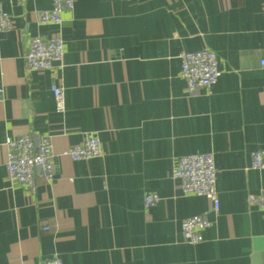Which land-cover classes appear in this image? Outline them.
<instances>
[{
    "label": "crops",
    "instance_id": "1",
    "mask_svg": "<svg viewBox=\"0 0 264 264\" xmlns=\"http://www.w3.org/2000/svg\"><path fill=\"white\" fill-rule=\"evenodd\" d=\"M0 2L13 21L0 32V264H264V206L250 201L264 192L251 168L264 150V0H77L59 27L38 19L51 0ZM57 33L63 65L28 68L31 39ZM204 47L221 75L192 94L180 54ZM25 134L51 136L57 153L95 134L104 152L55 157L54 180L32 193L5 168L7 138ZM200 152L215 156L219 211L172 175ZM193 215L212 222L198 244L181 230Z\"/></svg>",
    "mask_w": 264,
    "mask_h": 264
},
{
    "label": "built area",
    "instance_id": "2",
    "mask_svg": "<svg viewBox=\"0 0 264 264\" xmlns=\"http://www.w3.org/2000/svg\"><path fill=\"white\" fill-rule=\"evenodd\" d=\"M52 6L39 12L40 23L61 26L63 14L72 11L77 0H51ZM12 16L4 9L0 2V32L12 28ZM65 50L64 39L60 33L49 38L35 36L31 39L25 53L28 68L33 70H52L62 66ZM181 76L185 79L187 90L196 93L203 88L210 89L218 81L221 70L216 52L208 47L200 50L185 51L180 54ZM264 66V58L260 60ZM52 92L58 112L65 111L64 88L57 83L52 84ZM7 157L5 168L12 182H19L25 188L35 193L37 179L43 178L52 182L55 178L54 158L68 156L72 160H89L101 156L104 152L100 138L95 134H88L85 140L74 146H69L61 152H55L51 136H32L25 134L15 138H7L5 142ZM251 168L264 169V150L253 152ZM217 166L213 152L191 153L179 157L174 165L173 178L178 180L179 189L183 194L205 196L214 205V210L220 209V198L217 190ZM159 196L154 192L146 194L144 202L147 208L154 206ZM250 201L264 206V192L251 195ZM212 222L204 215H193L181 221L182 235L186 242L198 244L203 240L202 231L209 228ZM47 224L45 229H50ZM41 264H64L57 254L43 260Z\"/></svg>",
    "mask_w": 264,
    "mask_h": 264
}]
</instances>
